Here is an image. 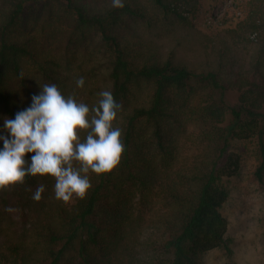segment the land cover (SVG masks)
<instances>
[{"label": "trees", "instance_id": "1", "mask_svg": "<svg viewBox=\"0 0 264 264\" xmlns=\"http://www.w3.org/2000/svg\"><path fill=\"white\" fill-rule=\"evenodd\" d=\"M200 1L0 0V128L46 83L90 109L109 90L124 144L118 166L90 173L73 204L55 198L49 177L0 191V264H199L210 250L232 253L220 209L223 179L239 172L233 141L256 140L264 185V2L202 31ZM62 20L51 48L45 30Z\"/></svg>", "mask_w": 264, "mask_h": 264}, {"label": "clouds", "instance_id": "2", "mask_svg": "<svg viewBox=\"0 0 264 264\" xmlns=\"http://www.w3.org/2000/svg\"><path fill=\"white\" fill-rule=\"evenodd\" d=\"M112 3L115 8L124 6L123 0ZM75 85L83 88L84 78L78 77ZM99 96L90 109L74 95H64L56 84L46 83L31 97L30 106L14 118H3L0 191L23 184L26 177H49L55 181L57 200L84 199L92 187L89 174L112 172L124 151L122 130L114 126L121 105L109 90ZM43 192L41 184L33 199L40 201Z\"/></svg>", "mask_w": 264, "mask_h": 264}, {"label": "rangeland", "instance_id": "3", "mask_svg": "<svg viewBox=\"0 0 264 264\" xmlns=\"http://www.w3.org/2000/svg\"><path fill=\"white\" fill-rule=\"evenodd\" d=\"M264 2V0H258ZM258 1H256L258 3ZM248 0H201V13L196 19L197 27L208 30V23L224 27L223 18L235 22L243 19ZM213 17V18H212ZM30 22L34 20L32 14ZM65 22L45 30L43 36L51 48H59L63 40ZM264 35V34H262ZM252 40L259 42L253 35ZM228 104L236 103V95L225 96ZM232 151L239 156V172L236 176L224 178L223 186L228 196L220 209L227 221L226 237L230 238V255L214 249L201 256L199 264H264V185L254 177L258 166L257 142L255 139L236 140L232 142ZM74 198L69 202L73 204Z\"/></svg>", "mask_w": 264, "mask_h": 264}]
</instances>
